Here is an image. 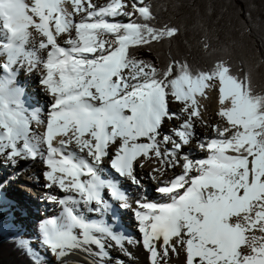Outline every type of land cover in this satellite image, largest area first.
Here are the masks:
<instances>
[{"label": "snow or ice", "instance_id": "6c2138e0", "mask_svg": "<svg viewBox=\"0 0 264 264\" xmlns=\"http://www.w3.org/2000/svg\"><path fill=\"white\" fill-rule=\"evenodd\" d=\"M129 2L131 12L125 10ZM121 15L128 22L115 19ZM154 19L148 0H109L99 7L93 0H0V162L44 164L43 199L62 211L58 219L42 220L38 231L57 260L79 250L93 258L89 264H109L113 245L134 260L125 244H136L148 264H171L180 253L184 264H264V94L251 90L249 78L234 75L226 60L197 70L183 60L157 69L134 58L131 49L178 34L174 26L152 25ZM35 36L38 48L30 49ZM21 71L40 73L50 96L46 112L27 106L17 82ZM211 91L224 127L203 119L201 100ZM170 97L181 105L179 113L170 111ZM180 117L186 118L178 127L161 133L165 120ZM197 121L216 133L196 139L208 152L202 159L182 152L196 138ZM150 160L158 166L149 178L170 202L143 198L136 169ZM178 167L179 174L161 180ZM106 169L116 178H102ZM121 178L141 190L132 208L139 240L104 219L112 213L110 201L131 208ZM4 186L0 182V211ZM14 241L26 254L34 252L28 241ZM34 261L40 264L38 255ZM115 264L125 262L117 256Z\"/></svg>", "mask_w": 264, "mask_h": 264}, {"label": "trees", "instance_id": "16d2710c", "mask_svg": "<svg viewBox=\"0 0 264 264\" xmlns=\"http://www.w3.org/2000/svg\"><path fill=\"white\" fill-rule=\"evenodd\" d=\"M148 2L155 16L152 25H171L179 32L171 41L131 49L134 58L157 69L173 59L183 60L197 70L226 60L234 75L249 78L251 90L264 94V0ZM15 231L0 232V264H35L34 257L17 246Z\"/></svg>", "mask_w": 264, "mask_h": 264}, {"label": "bare ground", "instance_id": "6f19581e", "mask_svg": "<svg viewBox=\"0 0 264 264\" xmlns=\"http://www.w3.org/2000/svg\"><path fill=\"white\" fill-rule=\"evenodd\" d=\"M103 1L108 2V0H102V1L101 0H93V2L98 7L104 5L102 3ZM29 2H30V0H29ZM68 8H69V10H71L70 5H68ZM75 19L78 21L80 19V16H76ZM39 41H40V37L35 36V42H34L35 45L29 44L28 47L30 49L33 47L38 48ZM61 44H62V46L67 47V45L62 43V40H61ZM44 53L45 52L41 51L39 54L42 56ZM0 59L3 60L4 57L0 56ZM21 74H22V78H23V71L21 72ZM29 77H31V79L24 81L23 85L21 86L24 89L25 96H27L33 104H36V103L40 102V100H41V101H44L47 104L46 106L48 107V104L50 101L49 94L47 93V91L45 90L44 87H37V85H36L37 81L40 80V78H39L40 73L39 72H33L29 75ZM25 78H28V76H26ZM201 104H202L203 119L205 121H207L209 125H219L220 127L225 126L226 122L221 117H219L217 115L219 105L217 103V93L215 91L210 92L208 99L201 100ZM176 105H177V108H173L172 103L169 101L170 111L175 112V113H179L181 105L180 104H176ZM44 111H46L45 106H44ZM184 118H186V117L175 118L172 120H165V122L161 128V133H169V131H170V129H168V127H167L166 122L170 123L171 127L176 128L180 125V123L182 122V119H184ZM33 129L37 132H40L43 130L42 128L38 127L37 125H35V127H33ZM195 133H196V136L199 135V136H202L204 138H207V137L210 138V136H211V138H213L216 136V133L213 131V129L210 126L209 127H202L200 125L199 121L196 122ZM187 149H191V148L188 147ZM192 151H193V149H191V151H189L190 155H192ZM207 155H208V153L205 154V158L207 157ZM27 163L30 165L29 168L36 175H39V172L45 168V166L41 160H37V161L28 160L26 162L21 161L18 166H25ZM154 167L155 166H153L152 164H147V162H146V164L143 168H137L136 169V170H138V172H137L138 177H140V176H144V177L146 176L147 177V174L149 172H151ZM8 168L9 169H1L0 168V174L2 176H5L7 173V175H8L10 172V169H12V167L11 168L8 167ZM19 179L24 180V181H29V179L23 178V177L19 178ZM144 179L145 180H142L143 185L144 186L150 185V183H151L150 179H148V178H144ZM126 182H128V184L130 185L129 181H126ZM45 183L46 182L39 181V182H37V184H35V180H34V184L36 187H41V185H44ZM9 187H11V188H9ZM8 189H9L8 192L3 194L4 199H5V203L2 205V207H4L6 210H9V212H10L7 215V219L9 217H14L15 214H17V216H20L23 219V223H24V226H23L24 232L23 233L27 234L26 236H29V235L33 236L35 238V240H37V242L32 241V243H33V245L37 244L38 247H36V248L40 251L41 255L43 254L42 256H39V257L45 258L51 264H89L90 260L93 258L92 257H86V254L79 251V250L74 251L69 255H66L65 257H63L60 260H57L56 256H54L50 252V250H48L46 248V246L42 245L39 231L34 226V223H36L35 221L38 219V216L36 215V206L38 205V203H36L34 201L31 202V200H28L26 198L25 194L30 193V192L27 191L25 188L23 189V188L19 187L17 189H14L13 184H12V185L8 186ZM20 191H23V194ZM54 193H56L55 189H54ZM130 194L132 196H135L138 194V191L137 190H131ZM64 195L65 194H62V196H64ZM32 196H34L33 193H32ZM131 210H132V207L130 209H127L124 212H119L118 219L120 220V225H119L120 227L128 228L126 225V221L134 224L132 216H131L132 215ZM12 212H13V214L11 216H9ZM124 217H126V219ZM46 218L47 219L48 218L58 219V213L57 212L48 213L46 215L45 219ZM87 218L89 220H94V217L91 216V214L90 215L88 214ZM39 219H42V217H40ZM4 222L5 221H2L0 224L4 225L5 224ZM18 224L19 223L8 224V225L17 226ZM8 225H7V227H8ZM256 234L261 235L259 232H257ZM131 237L133 239L137 238V234L135 231H132ZM109 243H112V242L109 241ZM125 247L128 249V251L130 253H132V255L135 257V259L130 260L128 256L121 255V253L113 245L112 250L110 248L108 249V251L111 254V257L113 258L112 261L109 262V264H115V258L117 256H119L120 259L125 262V264H148L147 253L143 250L142 246H139L136 244H134V245L125 244ZM93 250L95 251V246H93ZM44 253H45V255H44ZM184 261H185V257H184L183 253H180L179 255H173L171 257V264H184Z\"/></svg>", "mask_w": 264, "mask_h": 264}, {"label": "rangeland", "instance_id": "374dc122", "mask_svg": "<svg viewBox=\"0 0 264 264\" xmlns=\"http://www.w3.org/2000/svg\"><path fill=\"white\" fill-rule=\"evenodd\" d=\"M129 7V6H128ZM127 9V8H126ZM33 45H35V44H33ZM169 101L172 103V107L173 108H177V105L176 104H178V103H175V102H173L172 100H171V97L169 98ZM166 124H167V127H168V129L170 128V130L172 129V127H171V125H170V123H168V122H166ZM3 208V210L2 211H0V223L2 222V221H5L4 223V227L5 226H7L8 224H16V223H19L17 226H14V227H12V228H15L16 230H17V232H18V237L20 238V239H24V240H26V241H28V243L30 244V247H31V249L32 250H35L34 252H35V254L36 255H38V257L39 256H42L41 254H40V251L36 248V247H38L37 246V244H35V245H33V243H32V241H35V242H37V240H35V238L33 237V236H26L27 234H24L23 232H24V228H23V226H24V223H23V219L20 217V216H17V214H15V216L14 217H9L8 219H7V215L10 213L9 212V210H6L4 207H2ZM14 208V207H13ZM13 211V210H12ZM13 214V212L9 215V216H11ZM40 217V216H39ZM125 219H126V217H124ZM130 223V222H129ZM130 224H132V223H130ZM128 227V226H127ZM133 227V226H132ZM125 228V227H124ZM125 229H128V228H125ZM110 249L112 250L113 248L112 247H110ZM47 254V253H46ZM44 255H45V253H44ZM39 259H40V261H42L43 262V264H51L49 261H47L45 258H41V257H39Z\"/></svg>", "mask_w": 264, "mask_h": 264}]
</instances>
